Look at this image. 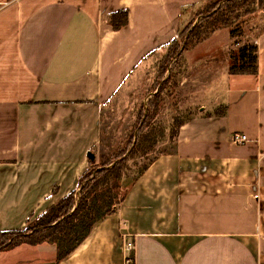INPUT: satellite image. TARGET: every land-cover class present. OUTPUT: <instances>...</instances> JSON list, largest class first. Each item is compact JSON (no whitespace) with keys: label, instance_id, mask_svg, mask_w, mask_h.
I'll return each instance as SVG.
<instances>
[{"label":"crops","instance_id":"1","mask_svg":"<svg viewBox=\"0 0 264 264\" xmlns=\"http://www.w3.org/2000/svg\"><path fill=\"white\" fill-rule=\"evenodd\" d=\"M206 1L0 0V231L25 228L78 189L99 163L103 106L154 79ZM117 11L127 22L114 29ZM254 44V74L208 64L218 74L194 96L210 101L70 254L57 261L53 245H21L0 264H125V240L133 264H264V30Z\"/></svg>","mask_w":264,"mask_h":264},{"label":"rangeland","instance_id":"2","mask_svg":"<svg viewBox=\"0 0 264 264\" xmlns=\"http://www.w3.org/2000/svg\"><path fill=\"white\" fill-rule=\"evenodd\" d=\"M187 21L154 64L153 82L143 78L137 88L122 89L103 106V141L101 151L96 152L99 163L89 167L86 175L92 172L93 176L84 185L91 184L95 171L104 168L100 166L124 159L121 181L117 186L109 184L108 191L119 199L157 157L173 151L179 126L196 106L210 101L203 96L199 103L194 96L195 83L211 84L218 74L213 71V75L208 64L220 67L228 59L229 68H252L251 59L241 61L239 55L247 45H255L254 38L264 30V0H207L189 12ZM195 26L198 29L190 34ZM36 220H29L26 226H33Z\"/></svg>","mask_w":264,"mask_h":264},{"label":"trees","instance_id":"3","mask_svg":"<svg viewBox=\"0 0 264 264\" xmlns=\"http://www.w3.org/2000/svg\"><path fill=\"white\" fill-rule=\"evenodd\" d=\"M126 22L125 11H117L111 15V25L114 29L123 27ZM197 29L198 27L195 26L190 34H194ZM256 51L255 45H247L241 51L239 60L251 59L252 68L232 66L229 68L230 74H254L256 72ZM251 53L254 55L251 56ZM107 165L95 171L94 175H96L92 178L91 184L84 185L83 182L88 177L86 174L89 173L87 171L79 180L78 189L49 207L37 217L33 226L27 225L23 229L0 231V252L12 250L23 244L35 246L48 243L56 247L57 261L70 254L89 235L95 223L113 213L140 176L139 174L136 179L132 180L128 189L117 199L109 196L108 191L109 186H117L121 181L124 159L116 164ZM88 175L90 178L93 173L90 172ZM75 195L79 197L78 201L74 199ZM28 222L29 220L26 224Z\"/></svg>","mask_w":264,"mask_h":264},{"label":"built area","instance_id":"4","mask_svg":"<svg viewBox=\"0 0 264 264\" xmlns=\"http://www.w3.org/2000/svg\"><path fill=\"white\" fill-rule=\"evenodd\" d=\"M232 141L236 144H243L246 141V136L234 135ZM122 249L123 252L125 253V264H133L132 261L133 243L131 241L125 240Z\"/></svg>","mask_w":264,"mask_h":264},{"label":"water","instance_id":"5","mask_svg":"<svg viewBox=\"0 0 264 264\" xmlns=\"http://www.w3.org/2000/svg\"><path fill=\"white\" fill-rule=\"evenodd\" d=\"M87 157H88L89 160H91V161L94 160V156H93V154H91V153H88V154H87Z\"/></svg>","mask_w":264,"mask_h":264}]
</instances>
